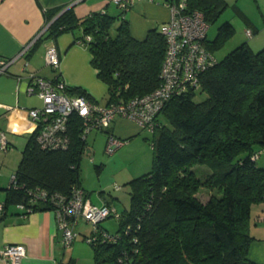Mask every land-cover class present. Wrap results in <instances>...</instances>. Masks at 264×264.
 Segmentation results:
<instances>
[{"label":"trees","instance_id":"obj_1","mask_svg":"<svg viewBox=\"0 0 264 264\" xmlns=\"http://www.w3.org/2000/svg\"><path fill=\"white\" fill-rule=\"evenodd\" d=\"M111 3L80 18L72 6L53 20V12L46 18L51 21L47 36L56 37L73 26L82 29L80 40L91 53L90 64L107 85L106 104L157 87L166 47L158 27L141 40L134 38L125 12L115 4L111 10ZM186 5L187 10H200L209 25L228 2L186 0ZM117 20L112 36L110 28ZM233 30L229 21L223 22L213 39H205L206 48L214 52ZM199 82L197 89L206 98L196 102L197 89L189 90L170 98L157 114L151 169L126 183L129 205L119 212L116 229L111 232L98 224L101 231L118 234V239L97 237L89 242L95 264H121L125 258L129 264H264L248 258L252 206L264 201V167L252 159L259 152L255 147H264V48L255 51L246 42L236 46ZM67 91L90 99L79 87ZM67 125L66 149L42 148L36 139L38 129L27 135L12 173L14 181L2 188L0 219L9 207L23 216L43 209L54 212L53 195L69 198L73 187L82 188L79 164L88 149L81 135L82 119L72 113ZM195 164L208 166L205 179L195 173ZM201 186L216 189L206 202L196 196ZM37 190L46 193L44 199L32 196Z\"/></svg>","mask_w":264,"mask_h":264},{"label":"crops","instance_id":"obj_2","mask_svg":"<svg viewBox=\"0 0 264 264\" xmlns=\"http://www.w3.org/2000/svg\"><path fill=\"white\" fill-rule=\"evenodd\" d=\"M167 1L133 0L125 12V18L134 38L143 39L148 30L169 19ZM226 1L252 33L253 29L257 31L259 27L264 26L262 7L264 1L259 3L257 0ZM106 2V0H0V56L5 58L15 56L24 45L31 43L28 51L8 66L6 73H0V129L4 131V128H7L12 134L26 136L32 131L33 124L26 112V109L35 107L28 104L31 96L26 90L29 72L49 79L58 78L71 88L79 87L90 99L99 104V99L107 92V85L97 77V70L90 64L91 53L86 43L80 40L82 29L73 26L56 37L47 36V27L51 21L47 22L46 18L53 12L55 13L51 18L53 20L70 6L80 18L90 11L103 9ZM35 42L37 45L41 44L33 48ZM51 44L55 45L59 54L60 62L57 68H52L45 62V50ZM248 45L252 48L250 42ZM109 130L118 137L127 140L131 138L128 132L116 130V119ZM105 133L107 135L106 131ZM8 142L12 146L11 142ZM122 147L116 152L115 157L122 154L119 153ZM130 150L129 145L123 154H131ZM258 150L260 153L256 164L261 160L262 165L258 166L264 167V147L255 151ZM86 196L91 201L88 193ZM101 199L99 204L114 206L111 200L104 197ZM3 200L4 193L0 196V202ZM252 216L250 233L253 240L249 245L248 258L256 263H264V201L252 206ZM104 227L109 229L107 226ZM83 242L76 237L70 245H64L62 231L58 228L51 209L36 210L23 216L16 207H9L0 219V249L6 243L24 245L25 255L20 264H95L92 248ZM0 264L6 263L0 260Z\"/></svg>","mask_w":264,"mask_h":264},{"label":"built area","instance_id":"obj_3","mask_svg":"<svg viewBox=\"0 0 264 264\" xmlns=\"http://www.w3.org/2000/svg\"><path fill=\"white\" fill-rule=\"evenodd\" d=\"M106 1L112 2L124 12L133 2V0ZM166 5L170 11L169 19L157 26L166 41L158 75L159 83L148 93L126 99L119 98L109 104L99 105L85 95L69 94L68 86L62 80L49 79L35 72H29L27 93L36 95L42 105L28 108L26 112L33 124L32 131L38 129L36 139L42 148L66 149L70 143L68 119L72 113H77L82 119V138L85 140L86 135L93 129L106 131L105 151L111 155L127 142L126 138L118 137L109 131L115 118L133 120L153 134L158 123L155 120L156 116L166 102L172 97L199 87L201 75L217 63L213 52L204 44L209 25L200 10H187L186 0H168ZM247 33L251 35V29L247 28ZM85 39L89 40L90 36L86 35ZM30 46L31 43L24 45L15 56L6 58L0 56V73H6L8 66L19 56L24 55ZM45 62L52 68L59 66L60 58L54 44L46 48ZM8 143L5 132L0 129V150H7ZM150 147H153L152 141ZM259 153L253 154L252 159H257ZM13 181L14 174H11L9 183ZM45 195L43 190H37L32 196L44 199ZM50 199L65 246L70 245L77 236L74 227L78 217L84 218L92 225L85 237L87 243L95 241L97 237L109 242L118 239V234L101 231L98 227V224L109 216L113 215L116 218L119 216L114 206L93 204L84 190L76 186L73 187L69 198L55 194ZM16 206L23 208L22 204ZM3 212V202H0V216ZM124 230L128 231L127 228ZM24 255L25 247L22 244L6 243L0 249V260L5 261L6 264H20ZM121 264L129 263L125 258Z\"/></svg>","mask_w":264,"mask_h":264},{"label":"rangeland","instance_id":"obj_4","mask_svg":"<svg viewBox=\"0 0 264 264\" xmlns=\"http://www.w3.org/2000/svg\"><path fill=\"white\" fill-rule=\"evenodd\" d=\"M242 1V0H241ZM264 0H257L262 2ZM114 4L111 3V10H114ZM264 7V6H262ZM113 12V11H112ZM225 21H229L233 25V32L227 37L222 45L217 48L213 53L217 60H221L228 52L242 43H251L252 49L257 51L264 48V26L259 27L258 30L253 29L250 35L247 33L245 22L236 13V11L228 5L219 17L209 24L206 39L211 40L214 38L217 28ZM118 20L113 23L110 28V34L113 36L116 32ZM41 44V43H40ZM38 44L37 46H39ZM107 98V93L99 99V104L103 105ZM206 98V93L199 91L195 92L194 101L198 102ZM28 104L35 107L42 105L41 100L36 95H31ZM160 122L166 123L164 117H160ZM116 130L121 132H128L131 138L127 140L126 145L120 149L119 156L115 157L116 150L113 154L109 155L105 151L106 133L103 130H91L86 135L85 147L91 149L87 154L85 151L80 159L79 166V179L85 192L88 193L93 204L100 206L101 197L111 200L118 212L127 208L129 205V186L126 184L133 178L139 177L147 173L151 169L152 150L150 142L153 138L152 132L142 128L133 120L117 117ZM5 135L12 146L2 151L0 150V196L4 193L2 188H6L9 184L10 176L16 170L18 162L21 157V151L26 142V135H16L10 133L7 128H4ZM127 139V138H126ZM130 145L131 154H123V151ZM260 147H255L258 149ZM259 151V150H258ZM115 157L111 159L110 157ZM141 156H143L141 158ZM111 159V160H110ZM143 159V160H142ZM110 160V161H109ZM109 162V163H107ZM103 163V165L101 164ZM140 167H136V166ZM257 165H262L261 160L257 161ZM195 173L201 178L205 179L210 173L206 164H195L192 166ZM216 191L215 188H206L201 186L196 196L202 202H206L211 193ZM102 225L107 226L109 231H114L118 225V220L115 216L111 215L101 222ZM91 223L87 222L84 218L78 217L77 224L74 227L77 232V240L82 239L89 247V243L84 239L83 235L88 234L91 230ZM83 242V243H84Z\"/></svg>","mask_w":264,"mask_h":264},{"label":"water","instance_id":"obj_5","mask_svg":"<svg viewBox=\"0 0 264 264\" xmlns=\"http://www.w3.org/2000/svg\"><path fill=\"white\" fill-rule=\"evenodd\" d=\"M87 154L89 153V148L86 150Z\"/></svg>","mask_w":264,"mask_h":264}]
</instances>
